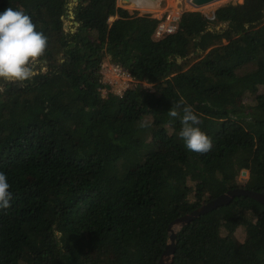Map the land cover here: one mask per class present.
Returning a JSON list of instances; mask_svg holds the SVG:
<instances>
[{
  "label": "trees",
  "instance_id": "obj_1",
  "mask_svg": "<svg viewBox=\"0 0 264 264\" xmlns=\"http://www.w3.org/2000/svg\"><path fill=\"white\" fill-rule=\"evenodd\" d=\"M70 1L0 0L48 38L47 71L0 79L12 192L0 264H159L175 219L230 189L264 193V0L221 6L215 20L185 11L160 39L157 18L117 0H76L66 30ZM105 62L132 74L123 95L102 82ZM181 99L212 140L205 154L168 116ZM171 264H264V204L241 195L192 219Z\"/></svg>",
  "mask_w": 264,
  "mask_h": 264
},
{
  "label": "clouds",
  "instance_id": "obj_2",
  "mask_svg": "<svg viewBox=\"0 0 264 264\" xmlns=\"http://www.w3.org/2000/svg\"><path fill=\"white\" fill-rule=\"evenodd\" d=\"M184 4L186 3L183 1V7ZM215 12L205 15L209 18ZM154 38L160 39L155 36V32ZM47 45V36L36 30V25L23 9L8 7L0 12V79L10 83L33 80L38 74L37 68L42 69L40 58L44 56ZM168 116L173 120L179 119L181 128L178 135L189 151L205 154L212 149L211 138L199 127L202 120L183 99L171 107ZM10 187L8 177L0 171V210L11 207Z\"/></svg>",
  "mask_w": 264,
  "mask_h": 264
},
{
  "label": "built area",
  "instance_id": "obj_3",
  "mask_svg": "<svg viewBox=\"0 0 264 264\" xmlns=\"http://www.w3.org/2000/svg\"><path fill=\"white\" fill-rule=\"evenodd\" d=\"M183 1H178L174 4L168 0H161L160 7H162L163 11L160 13V16L155 17L159 20L155 30L156 37L160 38L177 30L179 20L185 10L182 6ZM209 18L213 20L215 19V15H210ZM101 73L102 82L104 84L108 83L111 86V91L120 96L129 89L130 83L134 81L132 74L128 70L112 62L103 63ZM125 82L126 84H123ZM106 93L107 89L105 88L103 89L104 96Z\"/></svg>",
  "mask_w": 264,
  "mask_h": 264
},
{
  "label": "water",
  "instance_id": "obj_4",
  "mask_svg": "<svg viewBox=\"0 0 264 264\" xmlns=\"http://www.w3.org/2000/svg\"><path fill=\"white\" fill-rule=\"evenodd\" d=\"M214 1H217V0H193V1L191 0V4H193L194 7H198L200 5L212 3ZM242 174L247 175L248 170H243ZM241 195L249 196L264 204V193L259 192V191H254L246 187H237L234 189H230L226 191L225 193L217 196L216 198L200 205L199 207H197L190 213L185 214L175 219L169 226V242L163 252V255L159 261V264H171V259L175 251L176 233L185 224L190 222L192 219L202 214H205L213 209H216L224 205H228L235 197L241 196Z\"/></svg>",
  "mask_w": 264,
  "mask_h": 264
},
{
  "label": "rangeland",
  "instance_id": "obj_5",
  "mask_svg": "<svg viewBox=\"0 0 264 264\" xmlns=\"http://www.w3.org/2000/svg\"><path fill=\"white\" fill-rule=\"evenodd\" d=\"M170 2H173V1H171V0H169ZM223 1V2H222ZM243 1L244 0H227V1H225V0H220V1H216V3H218V5H215V7H214V9L213 10H211V11H207L206 9H202V8H200V7H198V8H196V7H194V6H192V5H187V4H184V9L186 10V11H201L202 13H204V14H209V13H211L212 11L213 12H215L219 7H221V6H224V5H227V4H230V3H233V4H237V3H243ZM215 2V1H214ZM76 4V0H71L70 1V11H69V15L68 16H66V18H65V20H64V25H65V27H66V30H68V29H71V30H73V31H75V29H76V26H77V24L73 21V19H74V13H73V11H72V6L73 5H75ZM211 4H213V3H211ZM164 5V4H163ZM117 6L118 7H121V8H125V9H128L129 10V12L133 15L135 12L137 13V15H143V14H148L147 12H140V11H138V10H134V9H136L135 8V6H132V4H130V3H120L119 2V0H117ZM143 7H147V6H143ZM161 10H163V9H157V11H161ZM205 10V11H204ZM150 15L152 16V17H158V16H160V14H152V13H150ZM116 17H112V18H110V21H112L113 19H115ZM213 27H215V28H219V27H221L220 25H217V26H214L213 25ZM42 62V71H47V66H43L44 65V63L45 62H43V61H41ZM123 84H126V82L125 83H123ZM132 85V83H130V86ZM129 86V87H130ZM148 87H150V84L148 85ZM101 91H102V93H103V89H101ZM107 94V93H106ZM243 171V170H242ZM248 177H249V172H248V174L247 175H243L242 174V172H241V174H240V176H239V179L241 180V181H243V182H245L247 179H248Z\"/></svg>",
  "mask_w": 264,
  "mask_h": 264
},
{
  "label": "bare ground",
  "instance_id": "obj_6",
  "mask_svg": "<svg viewBox=\"0 0 264 264\" xmlns=\"http://www.w3.org/2000/svg\"><path fill=\"white\" fill-rule=\"evenodd\" d=\"M169 1V0H168ZM173 1V3H177L178 1H183V0H171ZM193 1V0H192ZM217 1H220V0H217ZM227 1V0H225ZM120 3H136V2H141L142 4H144L145 6L147 7H143V6H135L136 9L134 10H138L140 12H151L153 14H160L163 10L161 11H157V9H162V7H160V2L161 0H119ZM170 2V1H169ZM184 2L187 4V5H192L194 6L193 4H190L191 3V0H184ZM223 2V1H222ZM213 4L211 3H208V4H204V5H200L198 7L202 8V9H206L207 11H211L214 9L215 5H218V3L215 2H212ZM205 11V10H204Z\"/></svg>",
  "mask_w": 264,
  "mask_h": 264
}]
</instances>
